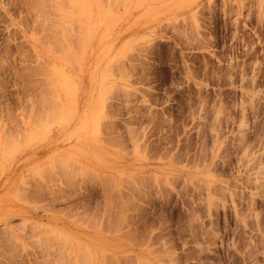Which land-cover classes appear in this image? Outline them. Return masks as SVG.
Masks as SVG:
<instances>
[{
	"label": "rangeland",
	"instance_id": "374dc122",
	"mask_svg": "<svg viewBox=\"0 0 264 264\" xmlns=\"http://www.w3.org/2000/svg\"><path fill=\"white\" fill-rule=\"evenodd\" d=\"M49 263L264 264V0H0V264Z\"/></svg>",
	"mask_w": 264,
	"mask_h": 264
},
{
	"label": "bare ground",
	"instance_id": "6f19581e",
	"mask_svg": "<svg viewBox=\"0 0 264 264\" xmlns=\"http://www.w3.org/2000/svg\"><path fill=\"white\" fill-rule=\"evenodd\" d=\"M52 29V28H51ZM50 30V29H49ZM50 239V238H49ZM49 241V240H48ZM46 243V242H45ZM53 246V245H52ZM69 246V245H68ZM50 248V247H49ZM49 248H47V249H49ZM42 249V248H41ZM72 249V248H71ZM66 251V250H65ZM86 251V250H85ZM85 254H86V252H85ZM86 257V256H85ZM84 259V258H83ZM88 259V258H87ZM86 261V260H85ZM50 264V263H49ZM68 264V263H67ZM86 264V263H85Z\"/></svg>",
	"mask_w": 264,
	"mask_h": 264
}]
</instances>
